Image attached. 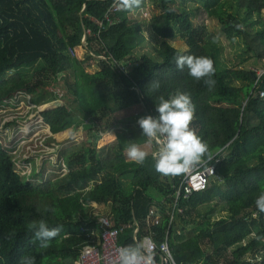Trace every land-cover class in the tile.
<instances>
[{"label": "trees", "instance_id": "16d2710c", "mask_svg": "<svg viewBox=\"0 0 264 264\" xmlns=\"http://www.w3.org/2000/svg\"><path fill=\"white\" fill-rule=\"evenodd\" d=\"M148 8L157 14L140 21ZM199 12L217 23L218 35L229 44L244 42L243 53L250 58L232 68L223 65L212 42L215 35L194 24ZM263 12L264 0H144L132 11L118 0H0V107L18 103L21 96L38 107L56 86L70 106L35 110L51 133L45 145L80 128L84 119L97 123L88 130L94 142L107 132L117 135L112 149L86 141L80 150L63 151L56 164L46 158L41 166L31 159L20 162V146L5 144L0 136V264H19L26 255L35 264H77L84 246L100 242L99 219L105 216L94 214V204L108 208L113 228L128 226L119 235L123 247L140 245L151 235L156 244L166 239L177 264H264V213L254 203L264 189V97L258 96L264 92V73L257 77L244 66L253 60L264 67ZM83 34L87 61H97L96 72H87V61L69 53L84 48ZM147 45L151 50L143 52ZM181 55L211 58L215 87L209 90L186 68L178 69ZM153 81L158 89L150 87ZM177 91L190 95L196 106L191 127L222 160L216 168L219 180L206 192L179 199L182 212H175L169 224L174 188L185 175L163 177L152 154L138 165L126 160L125 148L129 142H148L138 119L158 117V97ZM135 107L141 108L139 115L111 120ZM104 161L114 164L104 168ZM52 164L57 173L45 176ZM27 168L33 170L28 176ZM218 200L224 203L220 216L202 211ZM153 208L160 223L148 227ZM42 219L49 228L62 229L47 248L28 228Z\"/></svg>", "mask_w": 264, "mask_h": 264}, {"label": "clouds", "instance_id": "9594fccd", "mask_svg": "<svg viewBox=\"0 0 264 264\" xmlns=\"http://www.w3.org/2000/svg\"><path fill=\"white\" fill-rule=\"evenodd\" d=\"M144 0H118L119 6L127 11L139 8ZM237 30H243L242 24H235ZM220 36H214L212 42L216 43ZM176 66L180 70L185 68L188 75L204 84L211 90L215 87L216 69L214 61L207 56L181 55L176 57ZM153 89L159 88L158 82H152ZM156 112L158 117L151 115L139 118L137 123L142 129V135L148 143L155 145L152 158L155 161V171L163 177L177 176L192 171L197 166L211 162L214 152L207 142L197 135L191 127L195 119L196 106L187 93L179 91L170 94L166 99L163 95L158 97ZM127 158L143 165L148 153L135 142H129L125 148ZM255 206L258 213H264V189L257 195ZM41 248L49 247L52 240L61 233V227L49 228L45 220L34 221L28 226ZM119 264H151V257H146L142 246L132 244L118 249ZM19 264H35V258L26 255L21 257Z\"/></svg>", "mask_w": 264, "mask_h": 264}, {"label": "rangeland", "instance_id": "374dc122", "mask_svg": "<svg viewBox=\"0 0 264 264\" xmlns=\"http://www.w3.org/2000/svg\"><path fill=\"white\" fill-rule=\"evenodd\" d=\"M178 5L174 8H179ZM196 4H191V7H197ZM142 16L139 18L140 21H150L153 15L157 14V11L153 10L152 8H148V10L143 12ZM263 20H264V12L262 14ZM194 24L196 26L201 27L202 29H206L211 35H218L217 32V23L211 20H208L206 15H204L203 12H199L198 14L194 15ZM145 33H147V29L144 30ZM171 44L177 46L179 43L178 41H169ZM215 53L217 54L220 62L225 65L226 67L232 68L236 65H239L245 60H248L250 58L249 55H244L243 51L246 49L245 43L242 41H235L232 44H229L224 37H220V39L217 41L215 45ZM151 50V48L147 45L142 51L148 52ZM88 50L87 48H79L75 52V57H78L82 61H87L88 56L87 54ZM95 56V54H94ZM97 57V56H96ZM86 71L87 72H96L97 67V61H87ZM264 63V62H263ZM247 69L254 70L256 73H261L264 67H262L260 64H255L253 60H250L248 63L244 65ZM52 90V91H51ZM49 94L44 95L43 97H46L42 104H38V107L36 105H33L31 103H34L31 97H23L21 96L19 98L20 101L18 103L12 102V105H6L0 107V136H2V141L7 144V141H11L12 146H20L21 149V158L22 160L20 162L25 163L24 160L31 159L34 160V166L36 164L38 166H41L43 163V160L46 158H49L52 163H57V158L59 155L66 151L67 153H71L73 151L80 150L83 148L86 144V141H89V143L94 142L93 137H91L90 129L94 128V126H91V123H95L93 121L88 120H82V125L78 129H71V132H65L64 134H58L54 138L56 139L53 144H50L47 139V144L45 145V138L46 136H49V128L44 125L42 119L39 117V114L35 112L37 108H39L41 111H47L50 109H54L58 105L63 106H70L69 102L67 100L63 99L64 91H62L60 88H50ZM53 96V97H52ZM40 97V100L43 98ZM222 106L227 107L226 104H222ZM142 112L141 108L135 107L129 111H124L119 113L118 115H115L113 119H116L120 122L133 118L137 115H139ZM16 119V123L19 124V127L15 128L13 127V121ZM109 120L108 122H105L106 124H109L110 122H113ZM9 121V124L6 128H2L5 123ZM117 121V122H118ZM89 124V125H88ZM95 127L97 126V123H95ZM101 124V123H100ZM90 128V129H89ZM89 130V133H88ZM66 134V135H65ZM65 135V136H64ZM98 142H94L95 145H98V148L101 149L102 147H107L108 149H112L116 146L117 143V135L116 133L107 132L104 134H101L99 136ZM93 143V144H94ZM142 150L146 151L149 154H152L156 149L154 144L145 143L144 145L140 146ZM126 156V152H125ZM126 160H129L127 156L125 157ZM111 161H104L102 162V165L104 168L110 164ZM29 166V164H28ZM52 165H48L46 168V171L44 172L45 176H52L53 174L57 173L54 171ZM30 171L33 170L30 168ZM25 174L28 176L29 171H25ZM46 178V177H44ZM224 203H222L220 200L214 202L212 205H206L203 207L202 211L206 212V214L214 215L216 217L220 216L222 211L224 210ZM94 212H96L94 210ZM251 257V255H249Z\"/></svg>", "mask_w": 264, "mask_h": 264}, {"label": "built area", "instance_id": "2783aa9c", "mask_svg": "<svg viewBox=\"0 0 264 264\" xmlns=\"http://www.w3.org/2000/svg\"><path fill=\"white\" fill-rule=\"evenodd\" d=\"M116 11H118L117 7L112 9V12ZM107 19L108 22H112L110 16H108ZM101 26L103 28L105 27L103 23ZM75 52L76 51L69 50V53L72 55H75ZM118 67L121 71L127 69V67L121 65H118ZM263 73L264 69L261 73H257V77H260ZM258 96L264 97V92L259 91ZM49 134L51 135L50 132ZM221 160L222 158L214 156L213 160L208 164L197 166L189 173L184 174V178L175 185L171 211L167 213L169 224L173 221L175 212H182L181 209L178 208L179 199L187 200L195 193L206 192L214 181L219 180L216 168ZM26 170L31 174L30 168ZM63 173H67V170L63 169ZM160 217L161 215L158 213V210L153 208L149 212V216L146 220L147 226L151 227L158 225L160 223ZM99 222L101 223V228H99L100 242L98 245L84 246L80 251L77 264H119L118 249L123 247L119 243V235L124 228L128 226H124L121 229L113 228L110 219L107 217L99 219ZM140 245L142 246L145 256L151 257V264H177L174 260L172 251L168 247L166 239L162 243L156 244L152 236L149 235L143 238Z\"/></svg>", "mask_w": 264, "mask_h": 264}, {"label": "crops", "instance_id": "0c3cea01", "mask_svg": "<svg viewBox=\"0 0 264 264\" xmlns=\"http://www.w3.org/2000/svg\"><path fill=\"white\" fill-rule=\"evenodd\" d=\"M67 132H71V131H66V133ZM65 132H63V133H61V134H64ZM56 136V135H55ZM54 136V137H55ZM94 210L96 211V212H94V214H98V213H102L103 215L101 216V217H103V216H105V217H108V212L107 213H105L107 210H108V208H106V207H98L96 204H94Z\"/></svg>", "mask_w": 264, "mask_h": 264}, {"label": "water", "instance_id": "95a60500", "mask_svg": "<svg viewBox=\"0 0 264 264\" xmlns=\"http://www.w3.org/2000/svg\"><path fill=\"white\" fill-rule=\"evenodd\" d=\"M82 39H83V47L84 48H87V36H85V34H83V37H82Z\"/></svg>", "mask_w": 264, "mask_h": 264}]
</instances>
